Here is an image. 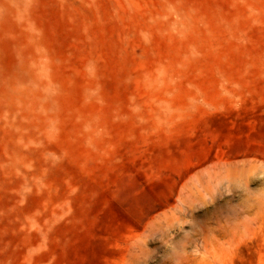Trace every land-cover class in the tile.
<instances>
[{
  "label": "rangeland",
  "instance_id": "obj_1",
  "mask_svg": "<svg viewBox=\"0 0 264 264\" xmlns=\"http://www.w3.org/2000/svg\"><path fill=\"white\" fill-rule=\"evenodd\" d=\"M0 264H264V0H0Z\"/></svg>",
  "mask_w": 264,
  "mask_h": 264
}]
</instances>
